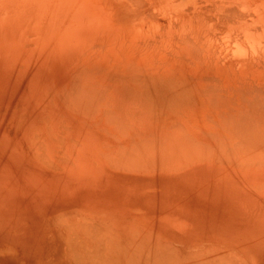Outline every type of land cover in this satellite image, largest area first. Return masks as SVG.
I'll list each match as a JSON object with an SVG mask.
<instances>
[{
	"label": "bare ground",
	"instance_id": "6f19581e",
	"mask_svg": "<svg viewBox=\"0 0 264 264\" xmlns=\"http://www.w3.org/2000/svg\"><path fill=\"white\" fill-rule=\"evenodd\" d=\"M20 67L37 72L33 87L24 89H30L29 93L34 91L29 96L37 91H47L45 96H50L49 90L55 88L53 81L58 72L53 74L63 69L62 75L59 72V80L65 79L62 87L51 91L68 114L64 113L65 118L60 122L66 130H70L67 135L82 134L86 139L81 144L76 141L80 148L71 145L76 149L75 152L72 148L76 156L83 158L84 153L89 152L88 144L91 148V158H83L87 171L70 170V185L82 191L71 193L78 197L83 193L88 201H98L100 198L97 204L101 207L113 202V209H94L97 211H93L94 215L87 213L86 208L81 214L78 211L67 212L60 220L57 214L56 222L65 233L64 236L61 230L59 232L65 239V251L59 245L64 252H56L57 245L52 244L53 252L37 253L43 255L34 257L31 264H126L127 259L133 264H147L149 257L153 256L159 257L153 261L162 262L160 264H225L221 257L219 260L212 257L207 259L214 253L211 247L208 248L212 251L206 248L212 253L210 256L205 255V250L206 253L191 255L202 259L193 261L196 259L188 257L190 254L185 255L180 250L177 253L175 246L166 245L167 242L161 244L159 236L155 239L154 230L149 232L148 242L142 236H139L141 240H136L134 231L125 240L118 233L123 230L117 232L113 225L110 226L108 218L131 220L134 218L133 211L138 207L157 200L161 207L170 211L165 213L160 209H149L144 212L143 208L139 211L144 212L142 220H151L153 215L158 220L156 227L162 225L164 228L163 213L170 217L185 209V215L191 214V210L187 211L183 205L190 203V199L185 197L187 195L203 200L213 197L212 200H216L222 198L223 190L232 201L244 197L242 200L245 203H239L240 209L248 208L249 199L258 201L259 197H264V0H0V90L7 88ZM47 76L52 78V88L47 86L50 84L46 82L48 80L40 88L39 80L49 79ZM45 101L44 104L47 103ZM50 104L59 106L53 100ZM6 107L3 109L11 110L10 114L15 109ZM17 108L19 112L22 110ZM50 110H53L52 107ZM21 112L23 117L16 120L27 118L28 113ZM41 117L44 119L45 115L35 117L39 118L36 121L45 122L40 120ZM49 124L45 127L51 140L54 138L58 141L63 132L60 131L59 136L54 133L50 135L51 128L55 127L52 125L50 128ZM39 133L43 132L39 129ZM40 137H33L34 147L42 151L37 153L40 155L38 159L43 161L45 157L47 160L44 161L49 163L43 161V165L52 168V159L46 157L49 151L47 144L43 143L44 140L38 142ZM33 138L30 137L31 143ZM59 142L60 150L64 139ZM59 150L56 152L59 153ZM158 155L161 159L164 157L163 161ZM12 157L13 154L8 159ZM67 158L64 159L75 166ZM222 161H225L224 165ZM223 166L236 170L240 167L244 173L228 174L222 172ZM203 171H209L214 174L212 177H218L221 181L224 176L226 181L221 184H225V188L219 184L220 190L214 194V191L202 187L204 178L200 174ZM240 176L242 187L235 178ZM251 176L256 179L255 186L250 185L252 189L246 183ZM122 180L128 183L125 185L120 182ZM133 183L139 185L140 189L135 190L130 185ZM151 188L160 190L158 194L155 193L156 199L149 198L152 192L148 189ZM125 192L126 197H120ZM179 192L187 194L180 195ZM114 193L120 194L115 196ZM6 195H3L4 199L0 195L1 200H7ZM170 195L174 196L170 198ZM120 198L123 201L118 200ZM174 201L177 206L173 205ZM162 202L165 204L162 205ZM35 204L38 203L35 201ZM202 209L200 215L207 218L215 210L210 205ZM137 211L135 213L140 216ZM246 214L247 217L240 218L249 221V217L259 216L260 212L256 209ZM52 222L56 227L55 220ZM172 229L169 227L168 231L173 233ZM221 231L224 235L218 232L217 236H225V232ZM195 233L198 237L199 234ZM231 233L234 235L233 231ZM203 238L201 232L200 239ZM229 239H233L232 236ZM233 242L229 244L227 239L229 245ZM223 243L227 244L225 241ZM237 245L240 246V243ZM8 252L14 253L12 250ZM229 252L235 259L234 264H249L250 259L241 257V253ZM105 253L111 258L105 259ZM232 254L237 256L233 257ZM223 258L226 259V255Z\"/></svg>",
	"mask_w": 264,
	"mask_h": 264
},
{
	"label": "rangeland",
	"instance_id": "374dc122",
	"mask_svg": "<svg viewBox=\"0 0 264 264\" xmlns=\"http://www.w3.org/2000/svg\"><path fill=\"white\" fill-rule=\"evenodd\" d=\"M62 70L63 69L56 70L53 75H56L57 72H58V75L60 74L59 72H61L60 75H62V73H63ZM10 75H13V74H10ZM58 75H56V76H58ZM60 75L58 77L51 76V77L55 78L53 81V83H54L53 87L55 86V88H52V86H50L52 84V78L50 79L48 77L49 75L47 76L49 79H46V78L43 79L42 78L39 80L38 83L40 85V88H42V86H44L43 82H45L46 80H48L46 82L50 83L47 86H50V88H52V90L53 89L55 90L59 87H62L61 85L64 83L65 79L59 80V78L61 77ZM36 78H37V72L34 69L20 67L18 69L16 75H14L13 79H11L7 88L0 90V113H2V115H4L5 113L8 114L7 116L6 115H4V116L0 115V125H1L0 126V186H1L0 187V195L3 196V195L7 194L6 197L8 200V202L6 199H5L6 201L5 200L3 201V200H1L2 197L0 196L1 197L0 198V205H2V206H0V249H1L0 253H1V251L3 252L2 255L0 254V259H1L0 264H21V263L22 264H31L32 259H34V257H36L37 255H40V256L43 255V254H37V253H42L43 251H45V253L47 251L53 252L54 249L51 247L52 244L57 245L56 252L57 251L58 252H60V251L64 252L65 251V241H64L65 239L62 238L63 235H59V234L62 233L65 236V233H63V229H60V227H62V226L61 225L59 226V224L56 222V220L58 218L55 219V216L57 214H58L57 216L59 217V220H60L64 217V215L69 214V212L74 213L75 211L76 212L78 211L79 214H81V211L85 212L87 210L88 211L87 213H91L94 215V213L97 212V211H95L97 209H101L103 211H104V209H107V210L113 209V207H111V203H113L111 200H110L111 202L105 200L107 202H110V205H107L105 207H101L100 205L97 204L101 201L100 198L98 201L97 200H94V201L89 200L88 201V197H86L85 194L83 195V193H81L80 197L74 196L75 194L71 193L73 191L74 192L81 191V188H78L75 185H70V182L72 180V178H71L72 177V175H71L72 171H70V170L74 171L77 169H83V171H87L86 170L87 169L86 168L87 167L86 162L84 161L83 158L84 157L85 158H91V148L88 144L89 142H87L89 152L84 153L83 158H82V156L78 157V156H76V154H74V150L76 152V149H74L72 147L74 149V150H72L71 145L74 147L76 146L75 148H80V145L79 144L77 145V142L81 144V141L86 140V139H85L84 135H82V134L81 135L80 134L79 135L74 134L71 136H70V134L67 135V133L70 130H68V129L66 130V127L63 126L64 124L61 123V122H63V120L65 118L64 113L67 114V111L64 110L65 107L62 104V102H58L57 97L54 96V94L52 95V93H51L52 90H49L50 96H45L48 94V93L46 94L47 91L45 89H44V91H46V92L39 91V93H38V91H37L38 95H37V93L31 94L30 96L28 95L31 92L33 93L34 91H31L29 93L30 89L29 90H24V89L26 87H29V86H31V88H32L33 87L32 85L34 84ZM46 82L44 84H46ZM57 85H59V86H57ZM52 92H54V91H52ZM40 93L42 94V96L40 95ZM8 98H9V100H8ZM44 98L46 101L44 100ZM5 100L8 101L6 103H8L7 105L9 106L10 109L12 107H13V109L15 108L11 114H10L11 110L7 109L8 106L6 107V103H4ZM52 100L55 101L56 104L58 103V105L61 107L59 108V106H55V104H53L54 105V107H53V105L50 104ZM15 101H17V102H15ZM19 101H20V103H19ZM44 101H45V103L46 102L47 103L44 104ZM11 102H13V104ZM16 103L21 104V105H17ZM15 104L17 106H20L19 108H22V110L20 109V112L21 111L25 112V114L28 113L27 114L28 116L27 115L25 116L27 118H24V119L29 118L28 120H25L24 122H23L24 119L23 120L21 119V121L16 120V119H20V117H23V115L21 116L19 110L18 111L16 110L17 106ZM5 107L7 110L3 109ZM51 107L53 110H50ZM19 108H17V109H19ZM14 113H16V115ZM12 114H13V116H12ZM17 115L19 118L17 117ZM43 115H45V117L46 116L49 117L50 120L45 119V117H44V119H42V117H41L40 120H42V121L45 120V122L44 121L43 122L36 121V120H39L40 117L37 119L35 117L43 116ZM61 116H63V117H61ZM5 117L6 118L8 117V118L6 119ZM2 118H3V120H2ZM1 120L3 122H1ZM47 120H49V121H47ZM54 120H55V125H54ZM4 121L6 124L4 123ZM32 122H33V124H32ZM48 122H50L51 126ZM24 123H26V124H24ZM48 124H49L50 128L52 127V125H53V127H55V128H51L52 130H50L51 131L50 135H53V133H54L57 136H59L61 132L65 133V134L62 133L61 138L59 137L60 139H64V143H63L64 147L62 146V149H60L61 151L59 150V148H61V145H59L60 139L58 141H55V139L52 138V140H51V137L49 136V133H48L49 130H48V128L45 127ZM32 125L36 126L37 128H33ZM39 129L41 130V133L43 132L42 134L39 133ZM36 132H37L36 137L41 136L44 138V139L43 138L41 139V137H40L38 142L41 141V143H42V141L44 140L43 143L47 144L46 145L47 149L50 152L48 150H46V152L48 151V153L44 152L46 149V146L44 147L43 152L46 153V157L49 156V158L52 159V160L49 159L52 162V164H51L52 168L50 165H48V166H50V168L48 166H46L47 164L43 165L44 164L43 161H44V159H46L45 157L43 158V161L38 159V157H40V155L37 154L39 151L36 150V148L34 147V144H33L34 138L36 139V137L34 136L36 134ZM29 136L31 138L34 137L32 143L30 142L32 139H30ZM20 137H21V139H20ZM22 137H23V139H22ZM52 137H54V136H52ZM73 141H75V142L77 141L76 144ZM48 142L50 144H48ZM62 142H63V140H62ZM35 144H37V143H35ZM58 145H59V147H57ZM42 147H41V149H42ZM31 148L35 151V153L33 150H30ZM25 149L28 150L29 152L26 151ZM52 150L54 152H51ZM58 150H59V153L61 155H58L59 153L56 152ZM41 152H39V153H41ZM5 153L9 154V156L6 155ZM12 154H13L14 158L12 157V159L11 158L8 159L10 156H12ZM35 155H36L37 159L34 157ZM42 155H44V154H42ZM159 155L157 157L161 159V157H159ZM54 156H57V157H54ZM61 156H63L64 158L68 157L67 159H70L72 161V163L75 164V166L70 164L69 163L70 161H68V160L66 161ZM28 157L31 160L28 159ZM61 158H62V160H59ZM166 158H169V157H166ZM34 159H36V160L34 161ZM162 159H164V157ZM155 160L159 161V159H157V158ZM171 160H173V159L171 158ZM32 161H33V163H32ZM39 161H41V163ZM62 161H63V163H61ZM46 162H48V161H46ZM148 162L151 163V161H148ZM175 162H177V161H175ZM224 162L221 164L224 165ZM106 163L108 164V166H110L109 162H106ZM113 163L114 162H112V164ZM156 163L159 164L160 162H156ZM161 163L163 164V162H161ZM143 164L145 165L146 163H143ZM143 164H142V167L144 166ZM59 165H61V167ZM219 165H220V163H219ZM108 168H110V167H108ZM223 168H224V170L222 172L226 171V172H228V174L229 173L231 174L232 172L240 174V172H241V175H242L244 173L242 169H239L240 167H237L239 171L236 169H232L230 167L228 168L227 166H223ZM228 170H230V171H228ZM57 172H58V174H57ZM118 172H123V174L128 173V172H124V171H118ZM203 172L204 173L200 174L201 177L204 178V183H203L202 187H204L205 189H207L211 192L214 191L213 192L214 194H217L219 192L218 191V190H220L219 187L222 186L225 188V184H223V185L221 184V182L226 181V178L224 176H222L223 177L222 179H224V180L221 181L218 179V177H212L214 174H210L209 171H203ZM235 178L238 179L240 186L242 187L243 184L241 183V180H242L241 176L235 177ZM120 182L124 183L125 185L128 183V181H126V180H122ZM217 182H218V184H216ZM137 183H139V182H137ZM165 183H162V184H165ZM246 183L249 186L251 185L253 187L256 184V179L251 176V178L249 180L248 179L246 180ZM219 184H221V186ZM121 185H123V184H121ZM130 185H133L135 190L140 189L139 185H137V184L133 183ZM248 185H247V187H249ZM95 186H92V187L96 189ZM251 186H250V188H251ZM120 187L123 188L124 186L123 187L120 186ZM148 190H151L149 192H152V193H149L151 195V196H149L150 200L153 198L156 199L157 195H155V193L157 192V194H158V192H160V190L158 188H156V189L151 188ZM121 193H122V191H121ZM179 193H180V195L187 194V193H183V192H179ZM119 194L116 195V193H114L115 196H119ZM221 194H222V198L216 199V200H212L213 197L204 198V200H203L202 198L196 199L195 197H192L191 195L185 196V197L190 199V200L187 199L190 201V203L183 204V205H184V208L187 207L186 208V209H188L187 211L191 210V211H189L191 214L187 213L188 216L185 215L184 214V213H186L185 209L180 210V212H175L173 215H170V217H168L169 215L165 216V214L163 213L162 218L164 221V223H163L164 228L162 225H160L159 227H156V222L158 220L153 215H151V220L150 219H148L146 221L142 220V218L144 217V212H146L149 209H151V210L160 209L161 211L162 210L165 211V213L170 211L169 208H166L164 206L161 207L160 206L161 204L159 202L158 203L156 202L157 200L152 201V202L149 201L148 203H146L144 205V207H141V208L138 207L135 211H137V210L139 211V209L142 210V208H143L144 212L139 211L140 216L139 215L137 216L138 213H135V211H133L132 215L134 216V218L131 220H126L123 218H118V219L108 218V219L110 222V226L113 225V228L115 230H117V232L119 230H123L122 232H118V233L123 238H125V240H127L129 233L134 231L136 233L135 234L136 240H141V239H139V236H142L143 240L146 239V241L148 242L149 236H150L149 232L154 230V233L156 234V235L154 234V237H156L155 239H157V236H159L158 238L160 240V243L163 242L164 244H166L165 242H167L166 245L169 244L171 247L175 246L176 250H178L177 253H180L179 252V250H180L181 253L183 252V254L185 253V255L190 254V256H188L190 258H194L192 256H194L196 253H200V254H201V252L204 253L203 251H205L206 248L211 247L212 250H214L213 255H215V254L216 255L210 256L212 253H210V252H208V250H206L207 253L205 251V253H206L205 255L209 254L208 256H210V257H207L208 260H210L212 258L214 260H219L220 259L219 257H221V260L222 261L224 260L225 264H231V261H233V264H234L235 259L232 258V256H230L228 254V252L232 250V252H234V253H238V254L241 253V257L243 256V257L249 258L250 259L249 264H264V197H259L258 201L257 200L254 201V199H249L250 202H247L249 205L248 208L246 207V208L240 209L239 203H242V204L245 203V201L242 200L244 197L243 198L239 197L236 201H232V199H228L226 197L227 193L225 191L222 190ZM28 195H31L33 197L28 196ZM173 196L174 195H170V198ZM193 196H196V194H193ZM73 197H75V198H73ZM120 197H126V192H125L124 196H120ZM28 198L31 200H29ZM2 199H4V196ZM32 199H34V200L32 201ZM200 199H202V200H200ZM118 200L123 201V198H120ZM217 200H220L221 202L218 203ZM22 201H24L23 203H26V204H23ZM35 201H36V203H38L37 205L39 207L35 204ZM196 201H198V202L196 203ZM204 201H205V204H202ZM209 201H210V204H208ZM90 202H93V203H90ZM142 202L140 204H142ZM165 202H167V201H165ZM225 202H227V204H225ZM39 203L42 206L39 205ZM21 204H23L25 209L23 208V206ZM53 204H54V207L52 208ZM58 204H60L61 206ZM163 204H165V203L162 202V205ZM45 205L46 206L49 205V206L46 207ZM50 205H51V208H50ZM72 205H74V206H72ZM173 205L177 206V202L174 201ZM207 205H210L213 209H215L213 212L208 214V218L206 216L203 217L202 215H200V212L203 211L202 207L207 206ZM31 206L32 207L34 206V208H31ZM194 206H198V208L196 209V208H194ZM215 206H217V207H215ZM29 207H30V209H29ZM71 207H72V209H71ZM20 208L21 209L23 208V210L25 212H20V210H21ZM47 208L49 210H47ZM66 208L68 210L69 209H71V210L68 211ZM85 208H86V210H85ZM172 209H174V208H172ZM256 209L260 212L259 216L253 215V216L249 217L250 218L249 221L247 218L245 220L240 218V217H247L246 213H248V215H249V212H251V213L255 212ZM23 210H21V211H23ZM248 210H249V212H247ZM93 211H95V212H93ZM32 212H37V213H34L35 214L34 215ZM76 214L78 215V213H76ZM195 214H197V216ZM51 217H53V218H51ZM20 219H21V221H20ZM134 219H136V220L138 219V220L136 221ZM47 220H49L50 222ZM52 220H55V224L57 223L56 227L54 225V222H52ZM27 222L32 223V225L33 224H36V225L32 226L30 223H27ZM33 222H35V223H33ZM45 222L47 224H45ZM178 222H180V223H178ZM59 223L61 224V221H59ZM173 223H176V225ZM184 224L189 225V226H184ZM233 224H236V225H234V227H233ZM22 225H24V226H22ZM180 225H182V226H180ZM20 226L22 228L23 227H25V228L22 229ZM230 226H231V228H229ZM169 227L173 228L172 229L173 233L168 231ZM154 228H156L157 230ZM20 229H22V230H20ZM213 229L216 230L217 233L214 232ZM224 229H227V230L224 231ZM228 229L229 230L231 229L229 231L230 233H228ZM207 230H208V232H207ZM209 230L213 233H210ZM221 230H223L225 232L226 237L221 236V235H224V233ZM226 231H227V233H226ZM232 231L234 232V235H231ZM10 232H11V235H10ZM21 232H22V234H21ZM59 232H61V233H59ZM195 232H197V234H199L198 237H197ZM201 232L203 233V237H205L203 239H200V233ZM218 232H220V234L221 233L222 234L220 236H217ZM5 233L6 234L9 233V234L5 235ZM12 233L14 234V237L12 236ZM139 233H140V235H139ZM189 233H190V235H189ZM194 233H195L197 238L194 236ZM209 233H210V235H208ZM20 235H22L23 238L20 237ZM229 235L232 236L233 239L230 240ZM236 235H237V237H236ZM58 237L60 238L61 241H63L62 244H61V241L58 240L59 239ZM168 237L170 238V240H168L169 239ZM218 237H220V238H218ZM224 237L228 239L229 244H230V241L233 242V240L237 239L235 242L236 244L233 242L231 245H229L227 243V239H225ZM199 239L201 241H199ZM206 239H208V240H206ZM100 240H104V239H100ZM100 240L97 243L98 245L100 243ZM217 240H219V241L217 242ZM241 240H243L244 242L243 241L240 242ZM206 241H207V243H206ZM221 241H222V243H221ZM224 241L227 244H224L223 243ZM3 242H4V245H3ZM163 243H161V244H163ZM194 243H196V244H194ZM237 243L238 244L240 243V246H242L243 244L244 245L242 248H240V246L237 245ZM249 244H250V247H252V248L249 247ZM9 245H13V246L9 247ZM59 245H61V247L64 251L62 249H60ZM226 246H229V247H226ZM3 247H5V249ZM165 247L168 248L167 246H165ZM175 248H173L174 252H176ZM246 248H247V251H245ZM222 249H224L225 252H223L224 250L221 251ZM226 249H229V250H226ZM5 250H8V251L12 250V251H14V253L13 252L12 253L17 255V256L15 257V255H13L11 252H8ZM212 250H210V251H212ZM5 252H7L8 254L10 253V254L7 255V253H5ZM242 254H244V255H242ZM4 255H7V256H4ZM61 255H62L61 259H63V254H61ZM217 255H219V256H217ZM224 255H226V259L223 258ZM235 256H237V255H233V257H235ZM109 258H111V256L108 253H105V259H109ZM154 258H159V257H155V256L149 257L147 264H160V263H162L159 261L158 262L153 261V260H155ZM48 259H49V257H48ZM97 259L102 261L101 258H97ZM194 259H196V260H193V261H196V262L202 260L201 258H200L201 260L197 259V257ZM205 259H206V257H205ZM205 259H203V260H205ZM21 261H24V263ZM126 264H133V263H131L130 259H127Z\"/></svg>",
	"mask_w": 264,
	"mask_h": 264
}]
</instances>
